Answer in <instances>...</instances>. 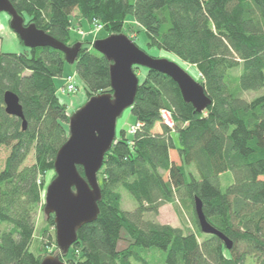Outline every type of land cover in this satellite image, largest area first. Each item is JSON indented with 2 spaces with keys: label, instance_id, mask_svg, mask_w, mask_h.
<instances>
[{
  "label": "trees",
  "instance_id": "trees-1",
  "mask_svg": "<svg viewBox=\"0 0 264 264\" xmlns=\"http://www.w3.org/2000/svg\"><path fill=\"white\" fill-rule=\"evenodd\" d=\"M10 2L25 25L66 46L81 43L69 34L75 12L73 19L103 25L107 36L123 34L131 20L151 46L196 68L211 102L197 113L168 77L146 70L129 109L139 127L116 135L97 174L98 216L77 232L66 255L56 256L64 264H264V0ZM65 66L64 55L51 48L0 52V148H8L0 169V264H40L47 256L32 250L34 220L42 204L39 177L53 171L68 138L69 116L55 85ZM73 66L88 100L111 93L103 56L82 43ZM5 92L18 97L25 130L5 113ZM30 154L34 163L26 166ZM122 191L135 202L132 212L121 208ZM194 198L206 221L232 241L231 250L201 233ZM166 204L182 228L154 221ZM47 219L53 226V217ZM123 231L129 243L119 250Z\"/></svg>",
  "mask_w": 264,
  "mask_h": 264
},
{
  "label": "water",
  "instance_id": "water-1",
  "mask_svg": "<svg viewBox=\"0 0 264 264\" xmlns=\"http://www.w3.org/2000/svg\"><path fill=\"white\" fill-rule=\"evenodd\" d=\"M1 13L9 17V28L24 48H51L64 55L66 64L74 65L82 47L80 42L66 46L33 24L25 25L10 0H0ZM92 48L110 63L111 93L91 97L69 117L68 138L55 156V178L44 194L43 213L46 218L53 217L56 247L63 256L76 242L77 232L98 216L97 204L101 196L97 174L116 137L117 119L134 103L139 86L134 68L152 70L168 77L177 86L183 102L190 104L197 113L203 112L211 103L202 86L178 64L147 55L125 34L96 40ZM3 104L5 113L19 119L25 130L26 121L18 97L5 92ZM77 167L82 169L83 175ZM194 211L201 233L219 238L225 249L231 250L232 241L206 221L198 198H194ZM40 264L64 263L59 257L48 255Z\"/></svg>",
  "mask_w": 264,
  "mask_h": 264
},
{
  "label": "rangeland",
  "instance_id": "rangeland-1",
  "mask_svg": "<svg viewBox=\"0 0 264 264\" xmlns=\"http://www.w3.org/2000/svg\"><path fill=\"white\" fill-rule=\"evenodd\" d=\"M76 12L74 16H76ZM73 16V17H74ZM71 23V29L69 31L71 41H81V44H84L88 50H93L92 44L96 40L103 39L108 37L107 32L104 30L103 25H100L101 28L99 29L94 22H87L85 20L79 23L77 19H73ZM9 17L5 13L0 14V52L2 53H14L19 54L24 51L23 45L19 42L17 36L10 30L8 26ZM124 33L133 43L137 45V47L143 50L147 55L154 57V58H161L166 59L171 62L178 64L182 69H184L194 80L198 79L200 76L197 73L195 67L182 64L180 63L172 54L159 50L153 46H151L147 38L145 37L144 33L137 26L133 21L128 20L124 25ZM146 69L144 68H137L135 69V74L139 80H142L145 76ZM75 76V68L73 65L66 64L62 77L55 80V85L58 89H60L64 83L67 76ZM76 92L73 94H61L58 93L60 101L66 105V111L68 116L70 117L74 112L80 109L87 101H88V94L84 88V86L79 82L76 78ZM256 94H247L246 98L251 99ZM135 119L133 115L130 113L129 109H126L121 116L116 121V135L120 136V131L126 132V136H130L129 131L133 126ZM173 126L174 125H170ZM172 127V128H173ZM172 128H169L172 130ZM156 132H159V128H155ZM172 139L175 144H177V135L176 133H172ZM115 141V139H114ZM114 143V142H113ZM113 145V144H112ZM8 155V148L1 147L0 148V169L3 168L4 162ZM171 158L177 157L175 153H170ZM34 163L33 154H30L25 161L26 166H30ZM55 173L53 171H47L46 173L40 175L38 180V185H42V204L40 208L37 210L34 220V236H33V248L35 255H43L47 254L56 256L58 255L59 251L55 244V229L54 225L52 226L51 222L46 218L43 213L42 206L44 204V194L45 189L49 185V183L54 179ZM53 178V179H52ZM136 207L135 202L127 193L126 191H122V210L125 212H132ZM185 219L186 227L189 228L191 231H195L191 220L189 219L188 212L182 211V214ZM155 222L161 225H167L172 228H182L181 221L179 216L176 215L173 207L169 204L162 206L156 215L153 218ZM129 243V239L126 233L123 231L121 233V240L118 243L117 248L119 250L124 249Z\"/></svg>",
  "mask_w": 264,
  "mask_h": 264
},
{
  "label": "built area",
  "instance_id": "built-area-1",
  "mask_svg": "<svg viewBox=\"0 0 264 264\" xmlns=\"http://www.w3.org/2000/svg\"><path fill=\"white\" fill-rule=\"evenodd\" d=\"M95 25H97V27L100 29L101 26L97 24V22H95ZM76 76H67L66 79H65V83L64 85L58 89L57 91V94L58 93H61V94H73L76 92ZM161 118L163 119L165 125H167L169 128H172L173 126H170V125H173V121L171 119V116L168 112H161ZM139 127V124H134L130 131H129V134H133L137 128Z\"/></svg>",
  "mask_w": 264,
  "mask_h": 264
},
{
  "label": "crops",
  "instance_id": "crops-1",
  "mask_svg": "<svg viewBox=\"0 0 264 264\" xmlns=\"http://www.w3.org/2000/svg\"><path fill=\"white\" fill-rule=\"evenodd\" d=\"M8 26H9V21H8Z\"/></svg>",
  "mask_w": 264,
  "mask_h": 264
}]
</instances>
